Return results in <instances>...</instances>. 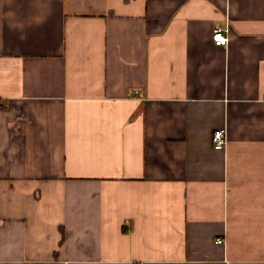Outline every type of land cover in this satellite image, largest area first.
I'll return each mask as SVG.
<instances>
[{
  "label": "crops",
  "instance_id": "0c3cea01",
  "mask_svg": "<svg viewBox=\"0 0 264 264\" xmlns=\"http://www.w3.org/2000/svg\"><path fill=\"white\" fill-rule=\"evenodd\" d=\"M0 264H264V0H0Z\"/></svg>",
  "mask_w": 264,
  "mask_h": 264
},
{
  "label": "built area",
  "instance_id": "2783aa9c",
  "mask_svg": "<svg viewBox=\"0 0 264 264\" xmlns=\"http://www.w3.org/2000/svg\"><path fill=\"white\" fill-rule=\"evenodd\" d=\"M212 39L217 46H226L229 42L228 30L217 27L214 30ZM213 144L216 149H224L227 146V133L225 129L214 132ZM219 243H223V240H219Z\"/></svg>",
  "mask_w": 264,
  "mask_h": 264
}]
</instances>
